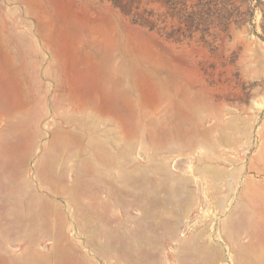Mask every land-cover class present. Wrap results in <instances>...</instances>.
Returning a JSON list of instances; mask_svg holds the SVG:
<instances>
[{
  "label": "rangeland",
  "instance_id": "rangeland-1",
  "mask_svg": "<svg viewBox=\"0 0 264 264\" xmlns=\"http://www.w3.org/2000/svg\"><path fill=\"white\" fill-rule=\"evenodd\" d=\"M0 264H264V0H0Z\"/></svg>",
  "mask_w": 264,
  "mask_h": 264
}]
</instances>
